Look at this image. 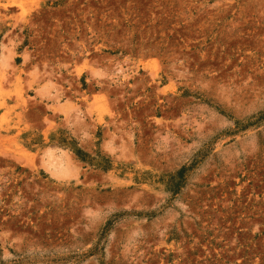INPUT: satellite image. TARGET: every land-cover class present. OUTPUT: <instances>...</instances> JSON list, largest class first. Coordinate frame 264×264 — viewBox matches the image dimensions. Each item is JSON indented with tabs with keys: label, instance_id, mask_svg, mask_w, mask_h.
<instances>
[{
	"label": "rangeland",
	"instance_id": "rangeland-1",
	"mask_svg": "<svg viewBox=\"0 0 264 264\" xmlns=\"http://www.w3.org/2000/svg\"><path fill=\"white\" fill-rule=\"evenodd\" d=\"M0 264H264V0H0Z\"/></svg>",
	"mask_w": 264,
	"mask_h": 264
}]
</instances>
